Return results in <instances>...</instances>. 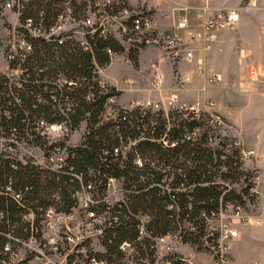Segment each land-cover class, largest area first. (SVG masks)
<instances>
[{"label": "built area", "instance_id": "obj_1", "mask_svg": "<svg viewBox=\"0 0 264 264\" xmlns=\"http://www.w3.org/2000/svg\"><path fill=\"white\" fill-rule=\"evenodd\" d=\"M36 1H42L44 4L51 2L52 14L40 12L37 17L30 15V10ZM160 1H167L171 4L172 8L168 16L157 9L137 10L130 7H119L114 0H0V160L9 162L14 170L18 166L29 164L57 175H65L70 170L69 160L74 157V149L78 148L89 134L88 124L91 114H86L77 127H72L67 112L73 111V106L69 102L63 103L69 100V97L65 95L66 90L80 88L81 81L87 80L80 78L68 80L61 72L48 76L49 70L33 66L32 58L35 55L37 43H45L55 50L68 45L91 55L92 73L84 100L92 104L97 101L98 95L104 96L102 114L97 119L98 126L110 122L118 128V123L128 120L134 113H139L143 117L148 111L152 115L162 113L166 119V131H168L171 127L169 114L180 113L184 118L204 120L212 126L207 146L212 150L220 149L213 132L220 129L224 122L215 111V102L208 100L201 107L197 103L187 105L179 102L176 93H170L166 97V103L152 104L149 101L123 103L120 101V90L109 84L102 76L112 59L118 54L111 48H106L105 54L109 62L101 67L94 57V43L96 40H114L124 50L127 47L124 58L126 64H132L130 58L132 48L136 49L144 45L155 46L160 61L168 65L195 68L198 74L199 72L204 74L208 56L223 52V36L234 31L242 14L259 10L260 0H244L242 5L236 7L215 5L216 0H192L193 3L181 0ZM163 19L169 22L167 26L162 24ZM150 68L154 71L153 86L157 91L162 92V75L157 72L155 63L150 64ZM246 68L250 81L258 82L256 74L252 72L253 67L247 63ZM190 80L189 77H185L182 83L188 86ZM206 81L212 86L220 82L221 77L217 74L209 75ZM125 83L133 84L128 80H125ZM27 85L42 89L45 96L39 94L37 104L44 107L49 106L48 99L50 98L55 103L54 107L50 108L55 115L61 116V120L50 122L45 118L46 115H42V117H36L32 124L28 121L27 127L25 125L23 128L15 127V123H7L15 121V114H12L15 104H21L20 94L17 95V92H23ZM110 89L119 95L111 93ZM262 91L264 92V83ZM63 104L66 107H63ZM30 117L29 113H25L21 124L24 125V120H30ZM140 124L143 125L142 121ZM52 130L59 131L61 136L53 139L56 137L52 138L50 134ZM199 132L200 130L196 129L190 134L186 133L183 138L190 140V138L197 137ZM75 135L78 138L74 142L72 137ZM144 140L146 138L142 133L134 140H119L121 145L113 150L115 156L121 157L119 167L125 168L133 148ZM158 142L165 148H174L176 145L175 141L170 142L164 136ZM234 147H237L236 144ZM233 149L238 150L240 162L250 160L255 155L252 150ZM223 154L222 158L228 152L224 151ZM132 162L138 168L144 165V161L138 156ZM73 176L82 184L80 175L73 174ZM256 181L258 178L249 182L251 186L244 197L245 203L248 199H253L258 195ZM217 182L222 186L220 206L217 211L202 214L205 225L198 243L185 242L186 234L196 231L188 223L177 224L176 229L166 235L152 236L146 229L150 220L149 216H138L136 243L148 240L157 264H171L172 262L204 264V258L210 264H236L231 257V249L239 239L238 227L256 225V219L245 214L244 206L231 202L225 203L223 198L233 191L234 186L220 180ZM165 188L170 191L168 186ZM95 189L92 184L85 186L82 184L81 189L73 195L76 199V207L71 209L69 214L56 212L52 207L46 209L39 224L41 230L39 240L35 235L33 214L24 217L31 227L29 239L27 241L15 239V252H12L7 244L1 258L8 257L19 264H27L28 259L31 258L21 260L17 252L23 246L30 247L33 242L38 244L39 250H30L28 252L30 255L44 258L43 252L58 254L65 264H87L85 255L88 249L95 253H103L104 237L101 226L104 222L103 217L107 213L98 217L92 211V207L100 203L105 207L104 212H107L121 205L127 206L130 190L125 184V179L121 177L119 179L109 177L102 196L97 197ZM4 192L20 205L23 193L13 190L11 179L8 180ZM94 197H97V202ZM53 198L56 204L61 203L60 193L57 192ZM168 209L179 212V208L175 205L169 206ZM191 209L192 206L189 204V211ZM54 216L77 220L76 224L83 232L89 226L91 232L86 235L82 233L83 235L76 239L74 234L64 231L62 236L60 234V239L63 241L59 240L55 246L51 247L45 242L43 236L44 230L49 226V219ZM65 229L68 230V226L65 225ZM82 247H88V249H81ZM120 250L127 257L136 252L135 247L130 243H123ZM45 263L49 264V260ZM90 264L103 263L92 259ZM251 264H264V261H253Z\"/></svg>", "mask_w": 264, "mask_h": 264}, {"label": "trees", "instance_id": "obj_2", "mask_svg": "<svg viewBox=\"0 0 264 264\" xmlns=\"http://www.w3.org/2000/svg\"><path fill=\"white\" fill-rule=\"evenodd\" d=\"M33 9V10H32ZM30 15L39 16L40 12L52 14L51 2L36 1ZM111 48L115 53L124 52V48L114 40H96L94 43V57L99 66L109 62L105 49ZM130 58L135 64L136 54ZM92 57L68 45L53 49L45 43H37L35 55L32 58L33 66L46 68L48 76L58 72L66 78L86 79L81 81L80 88L66 90L69 100L63 103H71L73 111L67 112L72 127H77L83 121L86 114H91L88 124L89 134L86 135L80 146L74 149V157L69 160L67 174L57 175L41 170L32 165L18 166L13 169L9 162L0 160V259L4 247L13 244L15 239L27 241L31 234L30 223L24 219L33 214V226L35 235L39 240L41 230L39 227L43 213L52 207L56 212L69 214L76 207L74 193L81 189L82 184H92L97 197L105 191L107 179L124 178L126 186H129L127 206L121 205L114 210L105 211V207L97 203L92 211L103 218V253L92 252L88 247L85 259L87 264L94 259L103 264H157L151 244L148 240L136 243L138 237V216H149L146 226L147 232L152 236H163L176 229L177 224H190L195 232L188 233L184 237L185 242L198 243L203 235L204 220L202 214L217 211L220 206L222 186L218 180L233 185V191L227 194L223 201L245 206L244 197L251 186L248 178L241 172L237 151L231 147L230 154L224 158L223 152L226 145L219 141L218 150H212L207 146L209 133L212 126L204 120H191L184 118L182 114H169L170 129L166 131V119L159 114H150L148 111L143 117L134 113L131 118L115 124L108 123L98 126L97 119L102 114L104 96L98 95L95 103L89 104L84 100L88 82L91 78ZM111 93L119 95L111 90ZM20 94L21 104H15L13 115L15 127H24L32 124L36 117L46 115L50 122L61 120V116L55 115L51 109L55 103L49 98V106L37 104L39 94L45 96L42 89L25 86ZM11 101V100H9ZM51 107V108H50ZM63 107L64 106L63 104ZM30 114V120L25 119L21 124L23 115ZM17 116V118H16ZM142 121L143 125L140 124ZM200 130L199 135L190 140H185L186 133ZM141 133L146 140L140 141L133 152L128 156L125 168L119 167L120 156L114 155V148L120 146L119 140L137 139ZM170 142H176L174 148H165L158 142L162 137ZM213 137V136H211ZM149 140H153L152 142ZM106 152L108 153L106 155ZM138 156L144 161L142 168L133 165V159ZM154 164V165H151ZM70 172V173H69ZM82 177V184L73 176ZM12 180L13 190L23 193L22 202H17L4 190L8 180ZM163 181V182H162ZM160 187H157L159 186ZM168 186L170 191L165 187ZM237 186V188L235 187ZM60 193L61 203L54 202V195ZM97 197H94L97 202ZM99 199V198H98ZM99 201V200H98ZM189 204L192 209L189 211ZM177 206L179 212L169 210V206ZM102 216V215H101ZM123 243H130L136 252L127 257L120 250ZM70 263V261H69ZM171 264H178L172 262Z\"/></svg>", "mask_w": 264, "mask_h": 264}, {"label": "rangeland", "instance_id": "obj_3", "mask_svg": "<svg viewBox=\"0 0 264 264\" xmlns=\"http://www.w3.org/2000/svg\"><path fill=\"white\" fill-rule=\"evenodd\" d=\"M119 7H130L133 9H157L166 16L170 14L171 4L160 0L156 7H151L142 0H132L135 5H130L128 0H114ZM193 3L192 0H184ZM244 0H216L215 5L223 7H236L242 5ZM166 5L164 12L161 6ZM259 10L242 14L231 34L223 36V52L208 56L204 74L197 72L195 68L182 65H168L160 61L157 47L144 45L132 48V56L136 54L135 64H126L125 52L115 56L109 66L103 72V78L114 85L121 92V102L149 101L152 104L165 102L170 93H176L180 103L187 105L199 104L200 107L208 100L216 103L215 111L223 118L224 125L213 132L216 143L222 142L226 145L224 151L229 154L232 148L239 151H254L255 155L250 160L240 162L241 172L248 178H258L255 183L258 195L248 199L244 208L245 214L256 219V225H241L239 239L231 249V254L236 264H251L253 261H264V0H260ZM164 26L169 22L163 19ZM157 65V72L162 75V92L153 86V73L150 64ZM249 63L256 74L258 82L250 81L248 70ZM217 74L221 81L210 85L206 78ZM189 77L190 84L185 86L182 80ZM125 80L133 84L128 85ZM53 139H58L61 133L57 130L50 131ZM77 135L72 137L76 141ZM236 144L237 147H234ZM238 155V150H237ZM237 188V186H235ZM77 221V220H76ZM75 220L67 217L54 216L49 219V226L44 230V240L49 246H55L60 239V234L66 231L80 238L83 234H90V226L85 232L76 224ZM78 222V221H77ZM68 226V230L65 229ZM87 226V225H86ZM63 229V230H62ZM83 233V234H82ZM61 240L60 242H62ZM72 244V243H71ZM8 247L15 252L13 244ZM39 250L38 244L34 242L30 247L23 246L17 253L22 259H28L27 264H65L58 254L41 252L44 258L35 257L28 252ZM50 253V252H49ZM0 264H19L15 260L4 257Z\"/></svg>", "mask_w": 264, "mask_h": 264}, {"label": "crops", "instance_id": "obj_4", "mask_svg": "<svg viewBox=\"0 0 264 264\" xmlns=\"http://www.w3.org/2000/svg\"><path fill=\"white\" fill-rule=\"evenodd\" d=\"M142 1L147 2V0H142ZM181 1H184V0H181ZM128 2H129V4L132 5V6L136 4V3H134L132 0H128ZM147 4L150 5L151 7H156V5H157V1H156V0H151V1H148ZM165 7H166V5H164V6L162 5V6H161L163 12L165 11V10H163V9H165ZM231 33H232V32H231ZM231 33H230V34H231ZM227 35H228V34H227ZM237 243H238V241H237ZM231 257L233 258L232 254H231ZM202 258H203V257H202ZM233 259H234V258H233ZM203 261H205L204 264H210V262H209L208 260H206L205 258H204Z\"/></svg>", "mask_w": 264, "mask_h": 264}, {"label": "water", "instance_id": "obj_5", "mask_svg": "<svg viewBox=\"0 0 264 264\" xmlns=\"http://www.w3.org/2000/svg\"><path fill=\"white\" fill-rule=\"evenodd\" d=\"M229 28L231 29V25L229 26Z\"/></svg>", "mask_w": 264, "mask_h": 264}]
</instances>
